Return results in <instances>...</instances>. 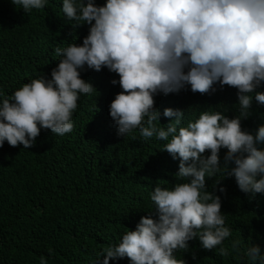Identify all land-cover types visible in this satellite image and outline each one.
<instances>
[{
    "label": "clouds",
    "instance_id": "clouds-1",
    "mask_svg": "<svg viewBox=\"0 0 264 264\" xmlns=\"http://www.w3.org/2000/svg\"><path fill=\"white\" fill-rule=\"evenodd\" d=\"M11 2L26 13L47 5V0ZM62 12L73 31L89 25L88 35L82 44L54 49L60 59L50 78H34L0 100V148L6 141L30 149L42 129L59 136L71 133L80 96L97 91L80 70L106 67L119 77L111 83L121 88L109 107L117 135L139 129L144 140L165 141L161 150L179 159V166L174 187L157 184L150 193L155 216L152 211L142 216L135 230L98 253L102 264L125 257L131 264H186L175 253L189 251V241L197 238L203 249L218 248L220 256L228 257L230 249L223 244L232 230L221 197L208 191L206 178L234 177L241 191L264 193V150L256 147L264 142V125L254 137L241 123L251 116L253 94L264 104V92L256 91L264 84V0H106L103 5L62 0ZM216 85L237 89L236 117L205 110L184 125L185 112L168 107L163 116L170 122L158 126L156 95L188 87L213 94ZM221 149L227 150L223 164ZM231 251L264 264L258 245L242 250L235 239ZM41 264H47L45 257Z\"/></svg>",
    "mask_w": 264,
    "mask_h": 264
},
{
    "label": "trees",
    "instance_id": "trees-1",
    "mask_svg": "<svg viewBox=\"0 0 264 264\" xmlns=\"http://www.w3.org/2000/svg\"><path fill=\"white\" fill-rule=\"evenodd\" d=\"M96 3L103 5L106 0ZM71 23L63 18L62 0H47L44 9L31 13L11 0H0V100L34 78H50L60 59L54 54L57 46L82 44L90 26L73 31ZM80 71L97 91L80 96L71 133L59 136L42 129L30 149L11 147L6 141L0 148V264H41V257L47 264H102L98 253L135 230L142 216L151 211L155 216L150 199L154 187L171 189L178 182L179 159L161 150L165 141L144 140L139 129L117 135L109 107L121 91L118 83H111L118 75L106 67L97 72L85 66ZM216 88L205 95L193 93L190 87L156 95L161 112L158 126L170 122L163 116L168 107L185 112L184 125L205 110L236 117L237 89ZM256 91L264 92V84ZM241 123L254 137L264 125V104L256 102L254 94L251 116ZM256 147L264 150V142ZM226 152L221 149L222 164ZM206 185L221 197L222 214L232 230L223 244L230 255L220 256L218 248L203 249L197 238L189 241V251L175 253L177 259L186 264H253L247 257L237 258L231 242L239 239L242 250L258 245L264 256V193H245L234 177L219 174L206 178ZM221 187L226 191H219ZM110 264L131 262L125 257Z\"/></svg>",
    "mask_w": 264,
    "mask_h": 264
}]
</instances>
